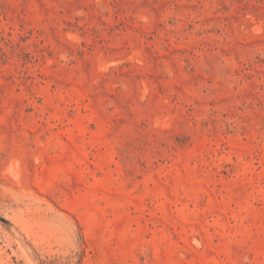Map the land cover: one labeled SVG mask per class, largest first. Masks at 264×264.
<instances>
[{
  "label": "rangeland",
  "instance_id": "rangeland-1",
  "mask_svg": "<svg viewBox=\"0 0 264 264\" xmlns=\"http://www.w3.org/2000/svg\"><path fill=\"white\" fill-rule=\"evenodd\" d=\"M0 264H264V0H0Z\"/></svg>",
  "mask_w": 264,
  "mask_h": 264
}]
</instances>
